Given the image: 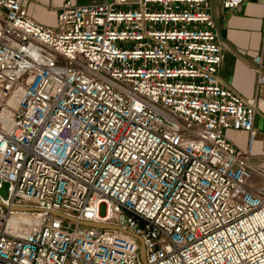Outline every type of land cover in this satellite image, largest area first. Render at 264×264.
I'll return each mask as SVG.
<instances>
[{
	"label": "built area",
	"instance_id": "2783aa9c",
	"mask_svg": "<svg viewBox=\"0 0 264 264\" xmlns=\"http://www.w3.org/2000/svg\"><path fill=\"white\" fill-rule=\"evenodd\" d=\"M24 1L0 0V264H264L259 98L220 78L212 0L69 2L53 29Z\"/></svg>",
	"mask_w": 264,
	"mask_h": 264
},
{
	"label": "crops",
	"instance_id": "0c3cea01",
	"mask_svg": "<svg viewBox=\"0 0 264 264\" xmlns=\"http://www.w3.org/2000/svg\"><path fill=\"white\" fill-rule=\"evenodd\" d=\"M105 0H25L28 16L45 27H56L58 14L71 3L73 6L103 3ZM134 1V0H133ZM218 34L225 41L220 78L240 95L259 98V112L255 120L256 156H264V85L259 86L255 71V57H263L264 66V0H245L238 9L224 10L222 0H212ZM239 149L248 143L246 132L229 130L226 133Z\"/></svg>",
	"mask_w": 264,
	"mask_h": 264
},
{
	"label": "water",
	"instance_id": "95a60500",
	"mask_svg": "<svg viewBox=\"0 0 264 264\" xmlns=\"http://www.w3.org/2000/svg\"><path fill=\"white\" fill-rule=\"evenodd\" d=\"M219 39H221V41L224 43L225 41L221 38V36L219 35ZM0 194L1 196H3L4 198H7L8 197V194H9V185L7 183H4L3 186H2V189L0 191ZM83 226H86V227H96V228H103V227H100L98 225H94V224H87V223H83L82 224ZM110 229H113V228H110ZM142 257H143V261L145 262V250H144V247L142 249Z\"/></svg>",
	"mask_w": 264,
	"mask_h": 264
},
{
	"label": "bare ground",
	"instance_id": "6f19581e",
	"mask_svg": "<svg viewBox=\"0 0 264 264\" xmlns=\"http://www.w3.org/2000/svg\"><path fill=\"white\" fill-rule=\"evenodd\" d=\"M11 224H12L14 230L21 229V228L25 227L21 223H19L18 221H13V222H11Z\"/></svg>",
	"mask_w": 264,
	"mask_h": 264
}]
</instances>
